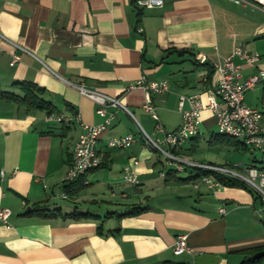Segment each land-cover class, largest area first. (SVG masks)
<instances>
[{"label": "crops", "instance_id": "obj_1", "mask_svg": "<svg viewBox=\"0 0 264 264\" xmlns=\"http://www.w3.org/2000/svg\"><path fill=\"white\" fill-rule=\"evenodd\" d=\"M238 44L260 55L254 65L232 59L243 79L264 70V11L259 6L164 0L160 8L139 10L135 0H0V88L20 94L16 84L33 83L54 107L53 114L72 118L69 123L46 122L45 112H29L0 99V209L10 211L6 224L0 223V264H195L200 254L218 257V264H241L247 251L263 247L256 216L262 209L249 192L207 188L210 199L187 191L192 182H177L183 177L167 176V167L157 170L160 160L138 135L140 127L156 136L142 107L145 93L127 90L141 77L166 81L168 91L153 94L152 105L161 125L174 131L181 120L178 97L213 93L216 66ZM182 50L187 53L180 55ZM13 56L19 60L11 66ZM205 63L213 66V73ZM74 86L118 98L132 114L115 112L97 145L103 168L111 169L102 175L108 182L122 179L123 168L138 162L139 185L129 191L123 183L117 201L98 204L82 196L85 188L93 189L97 170L103 168L80 176L71 189L83 184L77 193L64 189L83 126L100 122L96 104ZM244 103L264 120V84L246 92ZM201 125H216L208 110L201 114ZM128 134L136 136L130 150L106 148L108 139ZM195 147L192 138L177 154L193 161ZM107 188L114 197L112 185ZM133 193L144 194L145 201H122ZM135 206L147 210L125 215ZM27 208L89 213L99 219H45L28 215ZM180 235L186 236L191 252L176 256L172 247Z\"/></svg>", "mask_w": 264, "mask_h": 264}, {"label": "built area", "instance_id": "obj_2", "mask_svg": "<svg viewBox=\"0 0 264 264\" xmlns=\"http://www.w3.org/2000/svg\"><path fill=\"white\" fill-rule=\"evenodd\" d=\"M228 1L238 5H256L264 11V0ZM163 4L164 0H135V6L139 10L160 8ZM137 32L141 33L142 29L138 28ZM233 58H238L247 65H254L260 60V55L249 53L241 44L236 45L224 63L217 65L215 68L219 78L213 93L206 95L204 98L186 95L178 97V111L181 122L174 131L167 132L164 130L152 105L153 94L168 91L166 81H147L145 77H141L131 84L127 90L141 89L144 91L145 102L142 107L154 121L155 133L163 134L162 138H150L138 127V135L144 146L152 151L160 152L167 161V166L173 168L177 173L191 170L194 174H200L198 178L209 190L224 187L217 181L216 175L244 183L259 196L262 211H264V167L257 168L255 162L246 166L240 164L218 166L211 163L194 162L177 154V151L187 141L199 134L201 114L204 110H208L215 117L216 127L220 134L240 140L245 147H249L253 151L257 150L264 153V120L258 110L244 103L246 92L257 85L264 84V70L243 79L239 69L233 64ZM18 60V56H13L10 65H14ZM74 87L81 96L96 104V115L100 118V122L94 126H83V132L78 137L73 149L70 166L64 179L65 183L74 182L80 176L96 170L100 166L101 159L97 154V145L109 125L114 121L115 112L122 111L132 117L127 106L118 98L87 90L83 86ZM108 109L111 111L108 112ZM75 118L78 121L80 120L78 115ZM45 121L69 123L72 118L46 114ZM135 142L136 136L128 134L108 139L106 148L109 150H125ZM137 164L138 162L134 161L133 166H125L122 170L123 182L130 187L139 185L138 174L135 169ZM201 173H208L209 175ZM194 188L198 189L199 184H194ZM62 197L66 199L67 195L63 194ZM219 213L224 215L225 209L221 208ZM9 216L10 211L8 209H0V223L6 224ZM172 251L176 256L191 252L186 243V236L180 235L176 238Z\"/></svg>", "mask_w": 264, "mask_h": 264}, {"label": "rangeland", "instance_id": "obj_3", "mask_svg": "<svg viewBox=\"0 0 264 264\" xmlns=\"http://www.w3.org/2000/svg\"><path fill=\"white\" fill-rule=\"evenodd\" d=\"M134 118L138 120L140 123H142V121L136 115H134ZM199 129H200V135L196 143L195 151L194 153L190 155L194 162L211 163V164L218 165V166H224V165L230 166V165H237V164L246 166V165H251L252 162H255V165L257 168L264 167V153H262L261 151H257V150L253 151L249 147H246L244 149L243 148L236 149L233 145H230L226 142H216V143L210 144L209 139H210L211 133L218 132L216 125L211 126L210 129L206 128L204 125H201ZM164 130L167 132L171 131V130H166L165 128ZM147 135H149L150 138H155V137L162 138L163 137L162 133L160 134L156 133V136L154 137L150 135L149 133ZM144 147L148 150V152H150L154 156L156 160H160L161 164L156 162L158 165L157 170L158 169L160 170L161 168L165 169V167H167L168 169L171 168L167 166V161L165 160L164 156L160 152L152 151L146 146ZM130 148L125 149V150H120V151L126 152L130 150ZM97 172L99 173L98 175L99 177L95 178V180L93 181V184H92L93 189L91 190L90 186L85 188V190H83L84 192L82 196H84L85 199H87L88 201H92L94 199L96 203L98 204L105 203L109 200L113 202L117 201L116 199L120 197L118 196V193L120 192L121 189H124L123 178L119 179L118 181L108 182L109 180L107 179V177L103 178L102 175L108 176V174L111 172V169L103 168V169L97 170ZM177 175H181V177L185 178L189 174L187 172H182V173H177ZM108 184L112 185L113 187L114 194H115L114 197H110L111 192H110V189L107 188ZM194 184H199V188L195 189ZM133 188L135 187L129 188V191H133ZM217 189H237V188L221 187ZM186 190L194 192V194H197L199 192L205 193V196L212 199L211 193H209V191L207 190V187L204 184H202V181L200 178L195 180L194 183L192 182L189 185V187L186 188ZM92 192L94 194L91 195L90 193ZM135 194L137 193H133L135 197H132L133 196L132 195L128 199H122V201L123 202H133V201H138V200L142 202L145 201L144 194H139V195H135ZM101 201H105V202H101ZM254 201L257 204V208L261 210L262 209L261 201L259 199H254ZM148 203L153 206L157 205L154 202H148ZM256 216L257 218L260 219L258 221V227L264 234V212L263 211L261 212L258 210V212L256 213ZM261 262H262L261 264H264V258L261 260Z\"/></svg>", "mask_w": 264, "mask_h": 264}, {"label": "trees", "instance_id": "obj_4", "mask_svg": "<svg viewBox=\"0 0 264 264\" xmlns=\"http://www.w3.org/2000/svg\"><path fill=\"white\" fill-rule=\"evenodd\" d=\"M187 52L185 50H182L181 52H179L180 55H184ZM193 63H195L193 61ZM204 66H207L209 68V72L210 74L213 73V66H210L208 63L203 64ZM19 89H20V94H15L9 91H3L0 88V99L5 100V101H9V102H14L16 104H18L21 107H24L26 109V111L29 112H33V111H41V112H45L46 114H53L55 109L52 106V104L46 100H44L43 98H41V93H43V90L38 88L36 85H34L33 83L30 82H21L16 84ZM199 139V135H197L196 137H194V140L198 141ZM216 142H226L230 145H233L236 149L238 148H246L245 145L237 139H234L232 137H229L227 135H223L220 134L219 132L217 133H211L210 135V139H209V143L213 144ZM104 164L101 162L100 166L97 168H103ZM186 172H188L190 175L186 178H176L177 182H182V183H189V182H194L195 180L198 179L200 174H197L191 170H187ZM177 172L175 170H173V168H169L166 171V175H176ZM204 175H209L208 173H201ZM217 181H219L224 187L227 188H237V189H242L245 190L247 192H249L254 199H259V196L250 188H248L244 183L236 181L234 179L231 178H227L224 176H219L216 175L215 176ZM77 180L71 183H66L64 186V189L66 191V193H77L82 187L83 184H81V186L79 188H74V191L71 190L73 189V187L76 185ZM260 200V199H259ZM147 208L145 207H138L135 206L131 209V211L125 215H129V216H135L138 214L143 213L144 211H146ZM264 212V211H263ZM28 215H35L41 218H45V219H51V218H56L58 216H61L64 219H70V220H81V219H99L97 216L91 215L89 213H79V212H73L70 214H61L60 210H45V209H32L30 212H28ZM112 214H107L105 217L108 218L110 217ZM124 215L118 216V218L122 217ZM98 230H100V228H98ZM260 251H264V246L260 247L258 249L255 250H249L247 251V253H249V256H247L241 264H258L263 258L259 259V260H253L252 256L254 254H256L257 252ZM161 264H181V263H173L170 261H166V262H162Z\"/></svg>", "mask_w": 264, "mask_h": 264}, {"label": "water", "instance_id": "obj_5", "mask_svg": "<svg viewBox=\"0 0 264 264\" xmlns=\"http://www.w3.org/2000/svg\"><path fill=\"white\" fill-rule=\"evenodd\" d=\"M27 211H30V208H27ZM264 257V251L257 252L252 256L253 260H259ZM195 264H218V257L212 254H200L194 257Z\"/></svg>", "mask_w": 264, "mask_h": 264}]
</instances>
